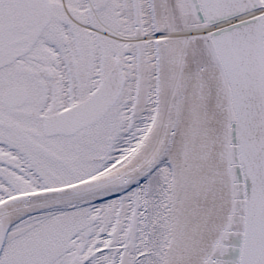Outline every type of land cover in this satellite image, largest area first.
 I'll return each instance as SVG.
<instances>
[{"label":"snow or ice","instance_id":"1","mask_svg":"<svg viewBox=\"0 0 264 264\" xmlns=\"http://www.w3.org/2000/svg\"><path fill=\"white\" fill-rule=\"evenodd\" d=\"M0 264H264V0H0Z\"/></svg>","mask_w":264,"mask_h":264}]
</instances>
